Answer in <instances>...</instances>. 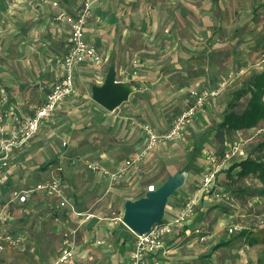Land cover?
Instances as JSON below:
<instances>
[{
    "label": "crops",
    "instance_id": "obj_1",
    "mask_svg": "<svg viewBox=\"0 0 264 264\" xmlns=\"http://www.w3.org/2000/svg\"><path fill=\"white\" fill-rule=\"evenodd\" d=\"M57 1L59 7L52 6L50 0H0V83L6 85L10 102L20 113H28L41 102L60 74L55 58L67 50L70 30L55 15L61 8L71 12L78 0ZM179 12V0H93L92 16L83 36L96 47L104 62L99 66L88 62L74 64L73 93L41 126L48 123L61 127L73 110L80 108L83 113H77L71 122V135L62 138L65 144L61 141L62 148L57 145L54 163L47 165L28 162L46 148L48 137L35 139L40 126L28 143L14 152L13 164L1 191L6 198L12 189L31 187L58 175L67 184L76 209L91 214L83 219L67 209L61 210L54 218L57 234L54 252L46 255L45 248L39 250L41 255H34L37 264H47L55 258L63 226L75 230L77 255L72 264H126L135 234L121 221L124 200L141 196L146 189L161 184L168 174L182 170L187 171L183 191L188 194L190 184H198L196 179L200 178L201 170L209 168L206 162L211 163L213 158L206 160V156L211 150L209 143L214 140L208 138L194 149L191 143L192 133L203 129L200 118L206 116V109L186 127L187 135L181 141L157 143L112 183L103 173L91 171L85 165V160H96L114 169L144 149L146 137L138 122H148L155 130H164L171 118L166 117V109L173 103L169 102L179 100L173 98L174 93L186 92L179 95L185 108L191 100L192 87H212L206 65L196 64V56L205 55L195 53L196 29L184 27L178 20ZM110 61L115 62L117 79L131 81L136 87L127 101L113 111L93 101L90 90L92 84L103 82ZM84 90L90 94L83 93ZM77 93H83V104H77ZM145 93L151 94L148 99ZM67 149L73 154L68 156ZM36 196L31 195L36 203H29L26 209L21 204H13L8 209L10 229L24 237L16 250L34 242L18 224L22 219L18 217L31 211L35 215L36 209H43L45 214H38L43 221L48 209H52L50 201ZM179 207L173 202L167 207L166 216L175 215ZM196 216L195 212L183 225L175 226L165 239L163 251L147 259L146 264H219L215 252L222 245H214L211 251V247L189 233L196 226Z\"/></svg>",
    "mask_w": 264,
    "mask_h": 264
},
{
    "label": "rangeland",
    "instance_id": "obj_2",
    "mask_svg": "<svg viewBox=\"0 0 264 264\" xmlns=\"http://www.w3.org/2000/svg\"><path fill=\"white\" fill-rule=\"evenodd\" d=\"M179 5V22L183 23L184 27H190V29L195 27L196 29L194 33L195 53H205V55L196 56L195 60L198 66L206 65V71L211 76L210 86L213 87L216 80L230 71L244 70L207 105L206 116L199 117L203 123L202 127H205L219 119L223 99L228 97L231 89L239 85L242 79L251 72L264 69V0H179ZM191 5L194 7L191 8ZM84 91L83 93L88 95L89 90ZM83 93L75 94L79 105L85 102ZM185 93H174L173 98L178 97L180 102L179 100L175 102L176 104L173 100L169 102H173L166 109V117H171L170 121L183 108L184 103L182 104L183 101L179 95H185ZM145 95L148 99V95L151 94L145 93ZM77 113L83 112L78 108L67 114V119L61 123V127L48 123L40 127L35 139L43 140L46 137L49 139L46 148L36 157H32L29 163L38 165L54 163L53 158L56 157L54 151L58 146L62 148V138L71 135V122H74ZM186 135L185 133V137ZM230 139L232 142L225 141L222 147L216 141L209 143L211 150L206 160L213 158L211 163L206 162L209 168L201 170L200 178L196 179L197 182L199 181L198 184L196 186L190 184L188 194L183 191L184 183L169 197L166 206L169 207L176 201L181 207L188 197L198 193L199 201L193 207L192 214L196 212L195 227H201L202 231L197 234L191 229L189 233L193 235V238L211 247L212 251L214 245L228 241L242 229L251 230L255 235L253 241L239 239L237 245L222 244L219 252H215L218 254L217 260L219 264H226L225 261L227 264H264V192H259L261 185L256 177H238L234 174L231 178L235 182L232 183L226 172L233 162L246 156L264 157V146L261 150H257L256 146L264 139V123L260 122L249 129L236 131ZM66 152L68 156L73 154L69 149ZM63 163L69 167L67 161L64 160ZM237 169L231 172L232 175ZM207 171H214V179L209 186L203 188L202 177ZM236 187L247 188V190L239 196L233 191ZM167 207L165 216L168 212ZM42 211L43 209H36L35 213L33 212L35 215H31V211L28 215L18 217L23 219V221H18V224L21 222V227L27 230L31 236L30 240L34 238V242L26 243L20 250L0 253V264H36L34 255H39L38 251L43 248L46 249V255L53 254L57 240L56 229L48 214H46V219L41 221L42 218L38 214L44 215ZM37 233H42L43 236L36 238ZM201 235H204V238H201ZM135 238L134 236L133 242ZM211 251L207 254L210 255Z\"/></svg>",
    "mask_w": 264,
    "mask_h": 264
},
{
    "label": "built area",
    "instance_id": "obj_3",
    "mask_svg": "<svg viewBox=\"0 0 264 264\" xmlns=\"http://www.w3.org/2000/svg\"><path fill=\"white\" fill-rule=\"evenodd\" d=\"M50 4L59 7L57 0H50ZM92 4L93 0H78L76 7L71 12L61 8L55 15L57 21L68 25L70 40L67 50L55 58L60 74L41 102L37 103L28 113H20L16 106L10 102L6 85L0 83V253L21 247L24 237L15 234L10 229L7 212L13 204L27 202L34 193H43L52 198L50 202L52 209L58 211L67 209L73 215L83 217V219L91 216L90 213L76 209L72 197L68 194L67 184L58 175L40 180L31 187L12 189L6 198L2 197L1 191L7 182L8 170L13 164L14 152L23 148L36 134L41 124L54 115L59 104L73 93L74 64L88 62L99 66L104 62L96 47L86 41L83 36V30L92 16ZM243 72V69L236 72L230 71L221 77L213 87H192L189 90L191 100L171 119L168 127L164 130H155L148 122H138L146 137L144 149L136 155L129 156L114 169L110 170L96 160H85L86 168L91 171H100L108 177L111 183L121 178L135 161L142 159L157 143L182 139L190 122L199 113H203L210 101L215 99L229 82ZM8 124L10 127H7ZM213 179L214 171L205 172L202 177V187L209 186ZM198 201V193L193 194L185 200L175 215L165 216L162 221L154 224L149 231L143 234H135L136 238L126 264H146L147 259L155 258L159 252H162L166 237L175 226L183 225L191 217L193 207ZM201 231V227L193 228V232L197 234ZM74 232L75 230L68 226L61 228L58 253L47 264H72L77 255ZM201 238H204V235H201Z\"/></svg>",
    "mask_w": 264,
    "mask_h": 264
},
{
    "label": "trees",
    "instance_id": "obj_4",
    "mask_svg": "<svg viewBox=\"0 0 264 264\" xmlns=\"http://www.w3.org/2000/svg\"><path fill=\"white\" fill-rule=\"evenodd\" d=\"M260 122L264 123V69L251 72L246 78L242 79L239 85L231 89L228 97L223 99V108L221 109L219 119L203 127L200 132L192 133L191 143L193 149L197 144L204 142L208 138L218 142L222 147L225 140L226 142H232L230 138L234 132L249 129ZM256 146L257 150H261L264 146V139L259 141ZM184 168H187V166ZM235 168L238 169L232 175L231 172ZM226 172L229 178L234 176V174L238 177H256L261 185L260 189H258L259 192H264V157L262 158L259 155L254 157L250 155L246 156L239 161L233 162ZM230 180L232 183L235 182L233 178ZM246 190L247 188L236 187L233 191L236 195L241 196ZM35 195H37L36 198H44L50 202L52 200V198L45 196L43 193H35ZM29 200L30 201L21 204L25 209L29 206V203H36L35 198H30ZM48 215L49 219L54 224V218L60 215V211L48 209ZM20 220L23 221V219ZM40 236H43L42 233H37L36 238ZM254 236L253 231L242 229L234 235V237L230 238L228 241L216 244L215 247L222 244L237 245L239 239L253 241ZM38 252L40 255V251Z\"/></svg>",
    "mask_w": 264,
    "mask_h": 264
},
{
    "label": "water",
    "instance_id": "obj_5",
    "mask_svg": "<svg viewBox=\"0 0 264 264\" xmlns=\"http://www.w3.org/2000/svg\"><path fill=\"white\" fill-rule=\"evenodd\" d=\"M91 98L104 109L113 111L127 101L136 87L131 81L119 80L116 77L115 62L110 61L107 72L101 84H92ZM187 171H177L169 174L155 188H148L134 199L123 202L121 214L122 223L134 234L140 235L165 218L168 199L180 188L186 180Z\"/></svg>",
    "mask_w": 264,
    "mask_h": 264
}]
</instances>
